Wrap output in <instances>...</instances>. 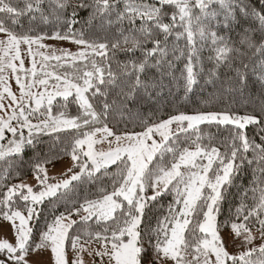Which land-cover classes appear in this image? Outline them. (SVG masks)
<instances>
[{"label": "snow or ice", "instance_id": "1", "mask_svg": "<svg viewBox=\"0 0 264 264\" xmlns=\"http://www.w3.org/2000/svg\"><path fill=\"white\" fill-rule=\"evenodd\" d=\"M37 57L42 70L71 71L38 72ZM209 85L207 102L214 108L227 96L224 108L153 119L173 87L187 96ZM145 105L153 109L147 118ZM249 126L258 129L251 137ZM62 133L72 137L60 142L73 166L67 179L51 183L46 165L59 160ZM45 136L53 141L48 153L29 161L34 186L22 177L23 157ZM0 161L8 165L0 217L14 231L11 241L0 239V253L11 264H47L48 249L54 264H84L85 253L102 264H264V244L228 250L240 238L251 245L254 228L264 239V7L245 0H0ZM253 164L260 176L252 202L245 193L222 233V204ZM13 178L20 182L8 184ZM85 184L97 190L75 194ZM166 195L167 211L154 212ZM46 202L63 211L34 227Z\"/></svg>", "mask_w": 264, "mask_h": 264}, {"label": "trees", "instance_id": "2", "mask_svg": "<svg viewBox=\"0 0 264 264\" xmlns=\"http://www.w3.org/2000/svg\"><path fill=\"white\" fill-rule=\"evenodd\" d=\"M245 3H249L250 5L255 6L257 10H259V8L261 7H264V0H245ZM81 15L83 16L85 15V13H81ZM248 26H249L248 24H244L245 28H247ZM76 27L78 28L79 25H76ZM230 35L232 36L234 40H239L241 37V29L234 28ZM249 55L251 56L252 53H249ZM203 56L205 57V59L207 58L208 56L207 49H205ZM253 58L258 60L259 56L257 55ZM118 59L123 60L124 56L120 55ZM50 64L55 65L56 62L52 61ZM66 69L68 71H71V69L68 68L67 65H65V67L55 68V69H53L52 67H49V70L56 71L57 73H63ZM201 85H203V81H201ZM212 91H213V88L212 86L209 85L207 87L197 88L195 89L194 93L188 94L186 96L182 90H178L176 87H173L172 94L168 95L165 101L156 105V108H158L159 111L156 114V116L153 117V119H157V118L167 119L170 115L177 114L181 111L186 112L188 114H192L193 112L201 111V110H208V109L218 110V109L224 108L227 105L228 99H229L227 96H225L223 100L215 103L214 108L212 104H209L207 102V99ZM237 107H239V105H237ZM70 111L74 112L75 108L71 107ZM142 114L145 116V118L152 116L153 109L145 105L142 109ZM120 127L123 128L125 127V125L121 124ZM127 127L132 128V125H127ZM200 128L204 131L209 130L207 125H201ZM135 130L139 131L140 129L136 128ZM210 130L213 133L217 132V130L214 127L211 128ZM256 131H258V129H254L253 126H249V128L247 129V132L250 137L253 136ZM226 137H227V132H224L222 136L218 135L217 142L219 143L220 140H223ZM71 138H72L71 136L65 135L63 133L60 134V140L56 141L59 151H60V158L58 161L55 162L54 165H56L57 163H60L63 160L70 158V155L66 154L63 151V144H67ZM61 140L63 141V144H61L60 142ZM256 142L257 143L261 142L259 139V136H256ZM52 143L53 141L49 137L45 136L40 142V144L37 146L35 151L31 148L26 151V154L23 157L24 165H23L22 177L24 178V181L34 176L32 171L30 170L29 161H31L37 154H41V155L47 154L49 151V146ZM221 151H224L223 147H221ZM251 155L252 154L250 152L249 157H251ZM15 163L19 165L18 160ZM7 166H8L7 164L0 161V177L3 176L4 174L3 169L6 168ZM46 166H53V164H47ZM114 169H115V166H113V170ZM259 176H260V173H259V170L257 169V166L253 164L252 166H245L243 171H241L238 174V176L234 179V183L229 189L227 198L222 204V212L219 217L221 231L229 230L230 223L232 222V220L235 219V208L239 205L241 200L244 198L245 193L248 194V200L246 202L247 203L252 202V189L254 186H256ZM19 182L20 180L15 179V178L7 181L8 184L19 183ZM82 187L84 191H81V187L77 186L75 190V194L83 196V195H86L89 191L94 193L97 190L96 187L91 184H85ZM170 200H171V197L166 195L164 199L160 201V204L156 205L153 211L154 212L155 211L166 212L167 205ZM37 211L40 213L39 220L38 222L36 220H33L32 223L34 227H38L42 229L45 223L51 220L53 214H59V211H63V208L58 207V205L55 202L53 203L46 202L43 206H38ZM230 217L232 218V220L229 219ZM73 218H78V217H73ZM3 221H4L3 218L0 217V223H2ZM225 222H227V225H228L227 227L225 225ZM153 224H155L154 220H153ZM253 230L256 231L255 228ZM92 245H96V244L93 243ZM252 258L253 260L261 258L259 252L254 253Z\"/></svg>", "mask_w": 264, "mask_h": 264}, {"label": "rangeland", "instance_id": "3", "mask_svg": "<svg viewBox=\"0 0 264 264\" xmlns=\"http://www.w3.org/2000/svg\"><path fill=\"white\" fill-rule=\"evenodd\" d=\"M44 43L53 45L54 47L57 46L56 42H54L52 40H45ZM59 46L63 47V48H67L70 52H73V53L81 50L80 46H77L73 43H68V42H63ZM33 47L35 49V46H33ZM43 51H47V50H43ZM39 60H40V58L37 57V62H38V69L37 70H38V72L45 71V70L46 71H52V70H49V68L43 69V70L40 69ZM51 62L52 61H50L49 63H51ZM25 68H27V69L31 68L30 60H27V59L25 60ZM9 83H10L12 90L18 94V88H17V85L15 84L14 78H12L9 81ZM175 127H176L175 125L172 126L173 129H175ZM25 134H26V130H25ZM157 139H158V137H157ZM102 147L107 148V145L105 144ZM72 166H73V162L71 161V157L69 159L61 161L60 163H57L56 165L46 166L47 170H48V175L50 177V182L56 183L62 178L67 179L68 176L71 175V173L67 172V169L69 167H72ZM24 182L32 184L34 186L37 183L34 176H32L31 178L27 179ZM74 219H78V218H74ZM229 230H230V227H229ZM223 232H225V231H222V233ZM253 234L255 235L256 239L253 241V243L251 245H244L243 239L240 238V240H238L237 245L235 247H233L231 244H229L228 250L230 252L238 253L241 250H246L247 247L259 248V246L261 244H264V239H261L259 232L255 231V230H253ZM13 236H14V231L11 229V222L4 220L2 223H0V239L8 238L11 241ZM66 247H67V255H68L69 260L71 261V260L75 259V256L73 255V252L71 250L70 245H67ZM91 247L96 248L97 245H91ZM35 258H36V253L33 252L32 255L29 257V259L32 260ZM43 259L47 262V264H54V258L52 257L50 249L43 251ZM0 260L5 261V264H11V261H8L6 253H0ZM83 260H84V264H102L100 257L89 256V255H87V253L83 254Z\"/></svg>", "mask_w": 264, "mask_h": 264}]
</instances>
